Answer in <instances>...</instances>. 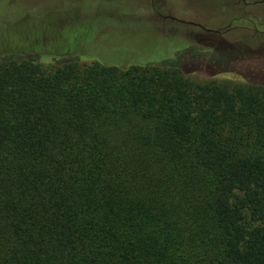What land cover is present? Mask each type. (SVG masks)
Wrapping results in <instances>:
<instances>
[{"label": "trees", "instance_id": "16d2710c", "mask_svg": "<svg viewBox=\"0 0 264 264\" xmlns=\"http://www.w3.org/2000/svg\"><path fill=\"white\" fill-rule=\"evenodd\" d=\"M212 49L0 52V264H264V56Z\"/></svg>", "mask_w": 264, "mask_h": 264}, {"label": "rangeland", "instance_id": "374dc122", "mask_svg": "<svg viewBox=\"0 0 264 264\" xmlns=\"http://www.w3.org/2000/svg\"><path fill=\"white\" fill-rule=\"evenodd\" d=\"M211 45L264 56V0H0V52L48 51L118 65L185 57L197 65L213 55ZM255 67L264 75V61Z\"/></svg>", "mask_w": 264, "mask_h": 264}]
</instances>
